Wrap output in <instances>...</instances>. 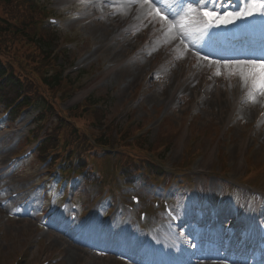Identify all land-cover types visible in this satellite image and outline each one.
<instances>
[{
  "label": "rangeland",
  "instance_id": "374dc122",
  "mask_svg": "<svg viewBox=\"0 0 264 264\" xmlns=\"http://www.w3.org/2000/svg\"><path fill=\"white\" fill-rule=\"evenodd\" d=\"M49 1L51 2V9L56 12V15L61 16L63 20L61 27L56 28L58 35H54L53 33L51 34L52 36H49L52 37L50 43L55 42L53 47L57 46L61 51V49L65 50V48H69L65 47V43L72 41V47L70 50L64 51V54L59 58V63H61L65 69H68L78 65L84 60L83 56L78 61L75 60L78 53L92 54L91 58H87L90 59L91 62L85 67L90 70L89 74H86L85 77L89 76L91 73L94 75L96 74V77L91 81L90 86L93 85L92 87L99 89L96 97L106 103V112H108L109 117H114L115 115L113 113L118 112L117 120H120L121 123H126V119L129 118V111L133 107L135 111L131 113L143 117L144 122L149 123L148 126L150 130L145 137V140L148 143L147 146L152 148L158 147L157 149L161 150L165 149L164 162L167 166L174 167L176 164H186V148L189 146V142L192 140L194 136L193 134L197 130L201 131L199 146L196 147V149L200 148V154L194 164H192V172L195 174V179L198 181L201 189L212 191L217 198H220L222 192L227 188V185L224 182L237 184L233 182L235 179L243 181V176L246 174H248V176L252 175L249 171V162L247 160L251 159L254 164H262V162H264V131L261 130L260 135H258L255 140L249 142L252 138L250 135V128L253 123L250 116H230L229 108L224 109L221 116L217 111L218 109L214 110L216 112L214 114L209 104L202 105V103L199 104L200 106L197 111L192 110L190 105L192 101H195L196 99L191 92L183 94L178 93L177 95L176 93L172 94L174 98V102L172 103L170 100H164L166 91H169V74L161 79H158L161 76H157V79L154 78V80L152 78L153 81L149 83V86L141 89L142 82L137 81V74L134 76L135 80H127L129 68L133 65H126L123 62L119 64L122 59L119 60L116 58V62H109V58H114L109 49V47L115 46L112 45L113 42L111 40V36L113 35L104 39L100 33L99 24L103 22V24L109 25V23H111L110 19L106 18L95 21H92L93 19H88L85 21L68 23L66 17L70 15L68 14L69 11L74 12L77 8L83 9V6L89 5L86 2L84 3V0ZM150 10L151 12H155L152 9ZM150 10H145V12L147 11L146 13H148ZM94 11L99 12L100 9L95 7ZM89 16L91 18L92 14ZM157 26L158 25L155 27ZM155 27L150 28V31H154ZM118 33L125 34V31H119ZM58 36L59 38L56 41ZM67 37L73 38V40H66ZM144 37L145 36H141L135 43H133L131 48H133L136 43H140ZM103 41H106L107 47H103ZM121 42H123V40ZM93 43L99 46V50L97 49L94 53L91 48ZM107 64L111 65L107 66ZM148 71L149 69L144 74ZM76 73L77 72H73L68 75L72 76ZM150 89L155 91L152 92ZM86 92L89 93L90 88L73 96L70 101L64 103L62 106L69 108L76 105L82 100L79 96ZM141 93L145 96L143 97V100L138 98ZM156 94L157 97L160 98L158 103L155 101ZM1 110L2 109H0V111ZM35 113L36 112L31 110L24 113L18 122L10 124L3 132L1 136H4L5 139L0 141V151L8 150L5 158H9L12 154L19 151L22 141L27 135V129L29 128L24 125L27 121L34 118ZM190 115L194 116V120L189 128L187 124H189L188 119ZM163 119L166 120L164 124L161 123ZM240 142H244V144L239 147L238 145ZM164 144L167 145V148H165ZM225 149H229L228 164L230 163L231 169L229 174L225 175L227 179H222L220 176L221 169L224 167L222 152ZM34 160L33 157L32 163L34 169L28 171V176H31L32 178H36L39 174H43L45 167L44 164L42 165L40 163L36 166ZM197 170H200L201 172H197ZM25 176L27 175L25 174ZM23 178L25 179L24 176ZM16 179L22 180L21 177H17ZM259 179L260 180H257V183L264 184V168H262V174L259 176ZM141 180L143 181V185L140 186L141 190H148L151 192L152 181L146 173L143 174ZM79 190L87 192L86 196H90L96 191L101 192L95 185L89 186L85 182L80 185ZM120 197L121 195L116 196L114 200L118 202ZM25 221L29 220L8 219L0 210V257L2 264H10V262L14 263L17 257L23 252H26L28 256V262L26 264H40L49 258L57 256V251L61 248L60 245H48L46 239L40 240V232L37 230V223L35 221H30L33 225L30 224L29 227H26ZM3 230L5 233H3ZM25 248H27V251H25ZM84 262L86 261L79 260L74 264H83ZM106 263L113 264V261L106 256L100 258L94 256L91 264ZM58 264L73 263L70 262L66 256ZM119 264L124 263L120 262Z\"/></svg>",
  "mask_w": 264,
  "mask_h": 264
},
{
  "label": "bare ground",
  "instance_id": "6f19581e",
  "mask_svg": "<svg viewBox=\"0 0 264 264\" xmlns=\"http://www.w3.org/2000/svg\"><path fill=\"white\" fill-rule=\"evenodd\" d=\"M145 10H149L148 6L144 5L141 7L137 2L134 7H122V10H119L115 17H108L111 22L109 25L103 24V22L99 24L100 33L104 39L111 35L121 36L123 33H118L119 31L124 32L129 30V33L126 36H123V42L119 41L116 46L109 47L114 58L123 57L126 52L132 51L131 45L141 36H145V32L148 31V29L150 30V28L155 27L156 25H158L157 29H161V24L166 23L162 21L161 17L156 13L152 12V15H148ZM153 17H155V19H153ZM143 28H145L146 31H144ZM113 36L111 37L113 38ZM103 42V47H107L106 41ZM174 52L181 54V58L180 61L177 60L179 65L176 68H173L169 73V91H166L164 100H170L171 103L174 102L172 95L174 93H176V95L178 93L183 94L190 92L191 94H196L202 88H204V92L205 90L207 91L205 86L210 83L209 72L205 70L206 67L203 66L206 65L207 62L200 60L198 63L199 57H196L193 54L192 46L186 47L184 43L180 42L178 35L173 38L171 33L167 35L163 33L161 40L156 42L151 50H148V53L142 58V60L137 61L135 65L129 68L127 80H135L134 76L137 74V81H143L146 78V74L144 73L149 69L152 59L155 60L156 66L168 61L170 56L175 54ZM221 77L215 80L210 96L203 101V105L209 104L214 114L216 113L214 110L218 109L217 111L219 112V115L222 116V111L224 109L229 107H232L235 110L237 107L239 109V101L241 100L242 90L244 89L240 86L237 78L233 77L231 80H228L225 79L223 75ZM155 101H157V103L160 101L157 94L155 95ZM193 102L194 101H192L190 107ZM244 113L248 114L246 110H244ZM242 144H244V142H240L238 146L240 147ZM27 225L30 224L27 223ZM56 240L60 239L56 238ZM65 254L73 264L86 256L85 253L74 246H69Z\"/></svg>",
  "mask_w": 264,
  "mask_h": 264
},
{
  "label": "snow or ice",
  "instance_id": "6c2138e0",
  "mask_svg": "<svg viewBox=\"0 0 264 264\" xmlns=\"http://www.w3.org/2000/svg\"><path fill=\"white\" fill-rule=\"evenodd\" d=\"M139 5L155 9L157 15L161 16V30L167 35H177L180 42L192 45L193 54L200 60L207 62L203 65L214 68L213 76H224L231 80L237 78L240 86L245 89L242 97L244 103H256L258 98H264V53L259 57L246 56L244 58H231L212 60L208 55L201 57L200 49L205 46L206 38L210 41L213 28L226 27L239 20L248 19L253 16L264 18V0H245L244 6L238 11L232 12L226 9L225 0H137ZM231 0H228V4ZM156 5H159L157 7ZM161 9L167 15L161 12ZM223 10V11H222ZM148 15H152L149 11ZM171 16V19L169 18ZM155 19V17H153ZM187 47V44L185 45ZM212 79V76L209 77ZM195 247V244L192 245Z\"/></svg>",
  "mask_w": 264,
  "mask_h": 264
},
{
  "label": "trees",
  "instance_id": "16d2710c",
  "mask_svg": "<svg viewBox=\"0 0 264 264\" xmlns=\"http://www.w3.org/2000/svg\"><path fill=\"white\" fill-rule=\"evenodd\" d=\"M17 3L18 0H16L15 3L14 0H0V5H1L0 9L2 8L1 14L4 17V18L0 17V34L3 33L4 28H7V19H6L7 13L10 12V14H12L13 10L15 9V4L17 5ZM25 39L29 40V37H25ZM45 47H50V44L45 43ZM23 48L26 49L27 45L23 44ZM17 84L18 83H16L15 86H17Z\"/></svg>",
  "mask_w": 264,
  "mask_h": 264
}]
</instances>
